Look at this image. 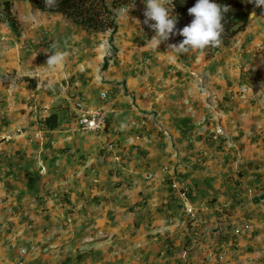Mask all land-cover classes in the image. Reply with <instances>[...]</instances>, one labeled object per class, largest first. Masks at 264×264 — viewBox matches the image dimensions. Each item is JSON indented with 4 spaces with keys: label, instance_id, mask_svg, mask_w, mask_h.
Masks as SVG:
<instances>
[{
    "label": "crops",
    "instance_id": "1",
    "mask_svg": "<svg viewBox=\"0 0 264 264\" xmlns=\"http://www.w3.org/2000/svg\"><path fill=\"white\" fill-rule=\"evenodd\" d=\"M141 2V17L117 23L105 69L110 33L28 1L16 5L20 35L0 22V264H264V127L224 122L217 149L193 51L170 50L179 35L148 44ZM29 40L39 48L23 50ZM54 50L68 56L47 67ZM77 100L103 115L102 131L77 129Z\"/></svg>",
    "mask_w": 264,
    "mask_h": 264
},
{
    "label": "rangeland",
    "instance_id": "2",
    "mask_svg": "<svg viewBox=\"0 0 264 264\" xmlns=\"http://www.w3.org/2000/svg\"><path fill=\"white\" fill-rule=\"evenodd\" d=\"M27 1L34 6V9L39 10L35 5V0H0V22L6 24L16 34L20 32L16 5H22ZM114 1L117 0H105L107 6L114 13L117 29L119 27L117 23L123 19V15L128 16L129 14L133 19L134 16L136 18L137 16L141 17L140 13H135L138 7L142 6L141 0H125V2L116 3V7L113 6L115 4ZM162 2L170 10L172 8V15L178 19L176 26L184 27L185 23L189 24L191 22V19H188V9L177 11L168 4L167 0H162ZM5 3H9L11 17L17 23L15 30L6 21ZM245 3L249 22L244 31L238 33L226 44L220 42L218 46H209L203 50L190 51H193L192 55L189 54L190 59L192 62L198 63L190 71L196 78L195 83L193 81L189 82H193L196 85L194 90L196 92L195 102L198 108L203 111L201 116H205L200 120L202 127L207 126L213 127L214 129L217 127H225L224 122H228L233 127H243V125L245 127H264V18L256 16L254 19H250V14L254 11V5L247 1ZM40 13L47 12L40 11ZM63 18L69 23L76 25L64 16ZM140 20L138 19L139 22ZM78 27L90 34H94L95 37H101L99 33L107 35L109 33L108 31L94 32L85 30L81 26ZM108 38L107 44L110 49V54L103 59L101 69H105L103 66L107 65L106 61L109 59L108 57L111 56L112 59L114 56V49L111 46L112 43L109 45ZM35 44L34 41L29 40L20 45L23 50H31L33 47L39 48ZM201 60L203 61L200 63ZM204 62L206 63L205 67ZM190 85L193 86V84ZM114 88L115 93H124L120 85H116ZM118 89L121 90L120 93ZM233 113L235 114L234 117L232 116ZM37 135L38 137L34 138L40 140V135ZM224 142L225 140L223 139L221 141H215L217 149ZM32 228L33 225L29 227L30 230Z\"/></svg>",
    "mask_w": 264,
    "mask_h": 264
},
{
    "label": "clouds",
    "instance_id": "3",
    "mask_svg": "<svg viewBox=\"0 0 264 264\" xmlns=\"http://www.w3.org/2000/svg\"><path fill=\"white\" fill-rule=\"evenodd\" d=\"M256 8L264 10V0H247ZM46 6H55L56 0H44ZM146 5L143 23L155 31V36L148 42L154 49L167 41L171 36L183 37L178 44H170L171 51L185 53L189 50H203L209 46H218L223 32L224 14L229 11L227 6H221L215 0H196L188 9V15L193 17L191 22L177 30V17L172 15L169 7L162 0H144ZM256 17L255 11L250 14V19ZM154 21V23H149ZM55 49V44L52 45ZM68 56L64 50H54L48 57L47 67H58L63 64Z\"/></svg>",
    "mask_w": 264,
    "mask_h": 264
},
{
    "label": "trees",
    "instance_id": "4",
    "mask_svg": "<svg viewBox=\"0 0 264 264\" xmlns=\"http://www.w3.org/2000/svg\"><path fill=\"white\" fill-rule=\"evenodd\" d=\"M125 2V0L114 1L116 3ZM129 1V0H128ZM247 0H215L221 6H227L229 11L224 14L223 32L220 36L221 43H227L238 33L245 30L249 22V16L245 9ZM127 2V1H126ZM168 4L177 11H183L192 7L196 0H167ZM127 4V3H126ZM125 4V5H126ZM35 5L42 12L61 14L74 24L81 26L85 30L94 32L110 33L108 42L111 45L113 35L117 32L115 16L112 9L107 6L105 0H56L55 6H46L44 0H35ZM112 6V7H113ZM256 16L264 18V10L254 6ZM6 21L15 30L17 23L11 17L9 3H5ZM188 19H193L189 16ZM106 68V65L103 66ZM55 117L50 116L45 123L47 128H54Z\"/></svg>",
    "mask_w": 264,
    "mask_h": 264
},
{
    "label": "built area",
    "instance_id": "5",
    "mask_svg": "<svg viewBox=\"0 0 264 264\" xmlns=\"http://www.w3.org/2000/svg\"><path fill=\"white\" fill-rule=\"evenodd\" d=\"M118 92L120 93L121 90L118 89ZM100 97L102 100L106 101L108 100V93L102 92L100 94ZM75 109L78 112L77 119H76V126L79 131L83 133L95 134L103 130L105 123H104V117L100 112H89V111L84 110L82 106V102L78 100L75 103ZM223 135H224V132L222 128L217 127L215 129L213 128L208 138L209 140L215 142V141H218L220 137H222ZM36 137H38V135L35 136V138ZM104 149H106V151H112V150L114 151L115 147L113 144H107ZM157 177H158L157 174L149 173L144 176V179L151 180V179H157ZM177 185H178V182L173 179L172 182L170 183V188L176 189ZM187 212L191 213V210H187ZM235 233L237 234L238 231L235 230ZM21 253H24V250L21 251Z\"/></svg>",
    "mask_w": 264,
    "mask_h": 264
}]
</instances>
